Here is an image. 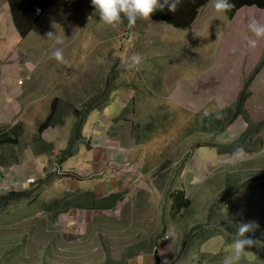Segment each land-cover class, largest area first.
Here are the masks:
<instances>
[{
    "label": "rangeland",
    "instance_id": "374dc122",
    "mask_svg": "<svg viewBox=\"0 0 264 264\" xmlns=\"http://www.w3.org/2000/svg\"><path fill=\"white\" fill-rule=\"evenodd\" d=\"M214 2L199 8L190 28L157 18L158 9L113 30L101 25L91 0H56L25 39L4 34L5 59L20 62L17 79L25 82L13 102L19 118L0 126L23 122L24 131L20 144L0 147V199L11 192L25 199L0 201V264H222L242 223L252 224L246 236L257 246L240 264H264V147L234 164L212 148L250 127L264 142V39L254 49L245 41L255 39L247 26L264 24V10L247 7L232 18ZM4 9L9 16L0 1ZM54 47L63 48L65 63L50 58ZM134 54L142 57L138 71L126 68ZM241 92L249 120L212 132L198 125L199 115L234 106ZM55 98L63 124L40 139L37 126ZM94 100L106 110L88 112L79 143L73 109ZM70 147L74 155L65 157ZM137 170L148 178L143 187ZM127 172L125 184L112 182ZM40 177L45 183L28 182ZM177 189L191 206L173 214ZM110 194H121L118 214L91 207Z\"/></svg>",
    "mask_w": 264,
    "mask_h": 264
},
{
    "label": "trees",
    "instance_id": "16d2710c",
    "mask_svg": "<svg viewBox=\"0 0 264 264\" xmlns=\"http://www.w3.org/2000/svg\"><path fill=\"white\" fill-rule=\"evenodd\" d=\"M54 1L55 0H10L14 23L21 38L25 39L31 33L36 23L39 21L42 13L46 11V9L51 6ZM209 1L210 0H184V2L179 6L178 10L175 13H170L165 8V14H160L159 17H161L162 19L165 18L166 21L168 20L172 25H175L176 27L182 29L190 28L197 17L199 8L204 6ZM231 2L235 4V7L231 11L227 12V15L232 18L243 7L256 6L260 9H264V0H231ZM247 97L248 96L245 95L244 92H241L234 106H231L227 109H222L217 113H209V115L207 116L199 115L197 118L198 125H200V127H203L204 130L212 132L214 130H219L220 128H222V130L225 129L240 116H243L246 120H249L248 113L245 109ZM137 98L142 99V96L137 95ZM59 102V98H55L52 101L51 112L46 117V119L43 122L39 123V125L37 126L36 134L40 137V139L42 136L41 134H43L49 127H57L60 124H63V118L59 117L58 114ZM106 104L107 102L105 103V105ZM101 107L102 103H98V100H94L89 104L85 111L77 108L73 109L74 113L72 115L75 118L74 125L76 128L74 135L77 138V141L82 137V130L84 128L85 119L88 112L91 113L95 110L102 112L106 110L105 108L100 109ZM253 128L254 127H250L249 130L245 132V134L242 135L240 139L230 144L215 145L212 147L217 148L219 154H228L230 156H232L234 150L238 147H242L244 149V152H257L263 149L264 142L260 135L253 134ZM23 131V122H18L17 124L12 126H0V147L15 146L20 144V139L23 136ZM48 148L49 146H44L43 149L44 151H47ZM63 153L65 157L68 154L74 155V152L72 153L71 147L68 150H65ZM127 162H129V159L125 163ZM98 165H96L95 168H100L102 166V163L101 166L98 167ZM40 181H42V179H40ZM92 193L93 192L89 193L90 197H92ZM23 195L24 194L22 192H11L6 198L0 199V201L6 200L7 203H10L12 201L21 199V196L24 200L25 198ZM101 199L102 200L99 199L98 203H94V205L91 207L96 209L113 207L119 201V199H121V194H110L109 196L103 197ZM172 200L173 202L171 209L173 210V214H180L182 210L188 209L191 206V200L189 198H186V193L182 189L178 190L176 195L173 196ZM228 225H230V223H222L221 227ZM198 229L200 228H197V230ZM229 230L234 231V229L232 228H229ZM246 235H248V233H246Z\"/></svg>",
    "mask_w": 264,
    "mask_h": 264
},
{
    "label": "clouds",
    "instance_id": "9594fccd",
    "mask_svg": "<svg viewBox=\"0 0 264 264\" xmlns=\"http://www.w3.org/2000/svg\"><path fill=\"white\" fill-rule=\"evenodd\" d=\"M54 2H53V4H54ZM183 2H184V0H91V5L95 10V14H97L99 16V22L101 23V25L106 27V28H110V29L115 30V29H118L119 26L122 23H124L125 20L127 21L129 26H134L138 19L145 20V21L149 20V19H151L152 14L155 11H157L158 9L160 10L159 15L165 14V11H164L165 8L168 10V12L175 13L178 10L179 6ZM7 4L9 6V10H11V12H12L10 0H7ZM53 4L51 6H49L46 9V11H44L42 13L38 22H40L42 20V17L44 14L49 12V10L53 6ZM213 7L217 13H225L226 16H228L227 12L231 11L235 7V4L233 2H231V0H215ZM251 7H256V6H251ZM243 8H247V7H243ZM261 10H264V9H261ZM236 14L234 15V17L236 16ZM12 17H13V15H12ZM157 18L162 19L159 16ZM89 19H91V17H89ZM162 20L168 24H171L168 20L166 21L165 18ZM14 25H15V23H14ZM247 27H248V32H250L252 34V36L255 37V39L250 38L248 35H245L246 45L249 49H254L257 46L258 40L264 39V24H261L257 20L253 19L249 22ZM15 28H16V26H15ZM16 30H17V28H16ZM47 35H48L49 39H54L55 45H63L64 44V40L59 35H57V34L54 35L51 32H49ZM63 51L64 50L62 47H54V50L51 52L50 58L55 60L58 64L65 63ZM235 51L236 50L233 49V52H235ZM141 64H142L141 55L134 54L130 58H128V60L126 61V68L128 70L138 71L139 66ZM16 78H17V75H16ZM20 80L22 81V84H19ZM24 82H25L24 78L17 79V83L20 86L24 85ZM207 115H209V113L206 111L204 113V116H207ZM47 116L48 115H46V117ZM50 128H55V127H49L48 129H50ZM84 130H85V125H84V128L82 130V137L80 138L79 143H81V141L83 139ZM93 139L94 138L91 137L92 142H93ZM119 146L120 145H118V147ZM200 147H208V146H200ZM73 148H75V146H73ZM73 151H74V149H73ZM243 152H244V149L242 147H238L234 150L232 156L227 155V156H229V163L234 164V163L239 162V158L241 157V154ZM117 153L121 154L123 156L124 155L128 156L126 154V151H123L121 149H119ZM187 156H188V158H190L192 156L194 157V151H193V153L188 154ZM114 164H117V163L114 161L112 164L109 163L108 165L112 166ZM111 166H107V169L111 168ZM129 175H130L129 172H127L126 174L119 173L118 176L113 178L114 181H112V182H115L117 184H125V181L128 179ZM136 178L140 179V181L137 182L139 187H143L144 185H146L148 183V178L146 177V175L142 171L137 170ZM40 179H42V177H40ZM40 179L37 183H35V181L30 178L28 180V182L30 184H33V185H35V184L39 185L40 183H45L43 181V179H42V181H40ZM106 182H107L106 184L112 183L109 181H106ZM106 188H108V187L106 186ZM135 188H137V185H135ZM178 190H181V189L175 190V192L172 193L171 199L173 198L174 195H176ZM38 196H39V194H38ZM186 198H188V197L186 196ZM172 202H173V200H172ZM117 203L113 207H110L107 209L104 208L105 209L104 213L109 214V213L113 212V213L118 214L119 210H117V208H122V206H121V204H119V203L117 204ZM252 230L253 229H252L251 223H242L239 225V227L237 228L236 233L234 235V238H233V244L231 246V250H230L229 254L224 257L222 264H240L241 258L243 256V254L245 253L246 249L257 246V240H255L254 238H252L250 236H246V233H249ZM169 232H171V235H173L172 231L167 230L166 238L168 237V235H170Z\"/></svg>",
    "mask_w": 264,
    "mask_h": 264
},
{
    "label": "crops",
    "instance_id": "0c3cea01",
    "mask_svg": "<svg viewBox=\"0 0 264 264\" xmlns=\"http://www.w3.org/2000/svg\"><path fill=\"white\" fill-rule=\"evenodd\" d=\"M3 2L4 6L8 10L9 16L4 9V14H0V33L3 34L0 38V125L4 123L7 119H18L19 118V109L18 104L13 107V102L15 99L19 98V95H23L22 86L17 83V71L19 70L18 66L20 62H13V60L5 59V45L2 42L4 40L3 36L8 31V37L5 40H13L18 43V37H20L18 31L15 28L14 20L12 17V12L9 10L7 0H0ZM46 14L43 15L42 20L45 18L48 19ZM41 20V21H42ZM40 21V22H41ZM21 97V96H20ZM34 98L30 100L33 102ZM109 188L110 184H106Z\"/></svg>",
    "mask_w": 264,
    "mask_h": 264
},
{
    "label": "built area",
    "instance_id": "2783aa9c",
    "mask_svg": "<svg viewBox=\"0 0 264 264\" xmlns=\"http://www.w3.org/2000/svg\"><path fill=\"white\" fill-rule=\"evenodd\" d=\"M19 84H22V81L21 80L19 81Z\"/></svg>",
    "mask_w": 264,
    "mask_h": 264
}]
</instances>
